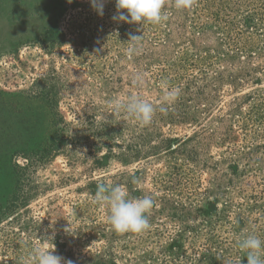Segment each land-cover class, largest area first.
Masks as SVG:
<instances>
[{"label": "rangeland", "instance_id": "obj_1", "mask_svg": "<svg viewBox=\"0 0 264 264\" xmlns=\"http://www.w3.org/2000/svg\"><path fill=\"white\" fill-rule=\"evenodd\" d=\"M165 10L141 26L115 0H0V264L52 244L73 264H246L238 239H264V0ZM165 84L179 96L145 127L107 103L158 107ZM99 183L152 195L150 228L113 231Z\"/></svg>", "mask_w": 264, "mask_h": 264}, {"label": "clouds", "instance_id": "obj_2", "mask_svg": "<svg viewBox=\"0 0 264 264\" xmlns=\"http://www.w3.org/2000/svg\"><path fill=\"white\" fill-rule=\"evenodd\" d=\"M90 3L96 13L103 16L105 0H90ZM194 3L195 0H174V7L178 10H189ZM115 6L117 11L112 19L118 22L143 26L159 25L168 19L165 10L166 0H115ZM141 40L142 35H130L127 42L129 54H140ZM141 79L137 75L136 81L140 82ZM163 87L165 91L158 107L137 95H128L125 99L115 98L107 103L114 115L145 127L151 124L157 110L166 112L179 96L178 88L169 89L166 84ZM133 183H138V180L134 178ZM93 203L107 211V222L118 234H141L151 226L149 213L155 206L152 195L131 197L124 186L99 183L96 186ZM237 243L239 249L245 252L246 264H264V239L259 235L255 232L243 235ZM32 257L33 264H73L72 260H65L55 254L54 244L49 248L35 247Z\"/></svg>", "mask_w": 264, "mask_h": 264}, {"label": "trees", "instance_id": "obj_3", "mask_svg": "<svg viewBox=\"0 0 264 264\" xmlns=\"http://www.w3.org/2000/svg\"><path fill=\"white\" fill-rule=\"evenodd\" d=\"M212 208H213V206H212Z\"/></svg>", "mask_w": 264, "mask_h": 264}]
</instances>
